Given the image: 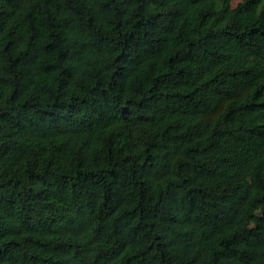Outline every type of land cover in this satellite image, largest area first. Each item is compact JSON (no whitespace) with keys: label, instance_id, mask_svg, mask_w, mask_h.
<instances>
[{"label":"trees","instance_id":"1","mask_svg":"<svg viewBox=\"0 0 264 264\" xmlns=\"http://www.w3.org/2000/svg\"><path fill=\"white\" fill-rule=\"evenodd\" d=\"M0 264H264V0H0Z\"/></svg>","mask_w":264,"mask_h":264},{"label":"rangeland","instance_id":"2","mask_svg":"<svg viewBox=\"0 0 264 264\" xmlns=\"http://www.w3.org/2000/svg\"><path fill=\"white\" fill-rule=\"evenodd\" d=\"M241 0H231L232 7H235Z\"/></svg>","mask_w":264,"mask_h":264}]
</instances>
